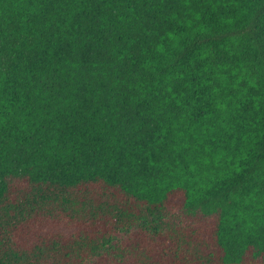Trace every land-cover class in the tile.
Segmentation results:
<instances>
[{"label": "trees", "instance_id": "trees-1", "mask_svg": "<svg viewBox=\"0 0 264 264\" xmlns=\"http://www.w3.org/2000/svg\"><path fill=\"white\" fill-rule=\"evenodd\" d=\"M0 264H264V0H0Z\"/></svg>", "mask_w": 264, "mask_h": 264}]
</instances>
